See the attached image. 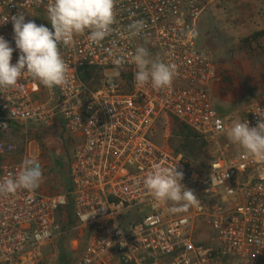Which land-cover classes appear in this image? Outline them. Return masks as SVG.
Masks as SVG:
<instances>
[{
    "label": "built area",
    "instance_id": "obj_1",
    "mask_svg": "<svg viewBox=\"0 0 264 264\" xmlns=\"http://www.w3.org/2000/svg\"><path fill=\"white\" fill-rule=\"evenodd\" d=\"M217 1L116 0V35L100 45L90 44L85 35L75 37L74 47L59 46L69 65L68 89H49L24 76L23 91L0 93V135L5 136L0 181L17 174L26 158L38 161L45 177V164L27 148L20 161L12 160L17 132L27 137L34 125L61 124L78 140L69 167L70 192L49 194L38 187L0 196V264L52 242L58 235L57 213L70 200L78 220L75 244L84 241L77 264H264V164L244 158L227 136L233 121L247 120L250 127L264 122V92L241 117H223L216 110L212 93L222 77L213 55L199 44L197 26ZM48 3L0 0V36L14 49L11 63L20 52L8 18L23 13L26 22L53 30ZM136 20L146 27L133 37L127 28ZM112 40L118 55L143 46L152 58L176 64L171 88H137L135 65L112 63L106 51ZM85 67L102 73L97 89L82 80ZM174 119L216 147L207 172L191 170L170 148ZM156 164L176 165L200 206L178 214L168 211L170 203L157 206L144 184Z\"/></svg>",
    "mask_w": 264,
    "mask_h": 264
},
{
    "label": "clouds",
    "instance_id": "obj_2",
    "mask_svg": "<svg viewBox=\"0 0 264 264\" xmlns=\"http://www.w3.org/2000/svg\"><path fill=\"white\" fill-rule=\"evenodd\" d=\"M14 41L20 55L13 64L14 49L0 36V93L9 90L23 91L19 83L24 76L31 77L42 86L53 89H68L71 84L69 65L61 56L59 46H75V37L85 36L92 45H100L106 38L116 35V0H49L47 19L52 29L34 21H25L23 13L12 16ZM6 19V20H8ZM5 20V21H6ZM146 23L136 20L128 25L130 36L139 35ZM117 68L134 64V83L137 88L151 87L155 90L170 89L178 74L177 65L152 58L146 47L139 46L134 53L117 54L116 40L106 49ZM228 139L236 145L244 158L264 164V122L250 127L248 121H233L227 131ZM184 174L174 167L156 164L144 179L146 189L157 206L171 204L172 214L184 213L200 206V199L183 183ZM43 180V171L35 159L26 158L20 171L0 181V196L18 190H35ZM213 180V178H212ZM214 182V181H213Z\"/></svg>",
    "mask_w": 264,
    "mask_h": 264
},
{
    "label": "rangeland",
    "instance_id": "obj_3",
    "mask_svg": "<svg viewBox=\"0 0 264 264\" xmlns=\"http://www.w3.org/2000/svg\"><path fill=\"white\" fill-rule=\"evenodd\" d=\"M197 33L201 48L213 55L222 77V83L212 93L215 106L230 112L227 117H241L245 108L264 92V0H219L200 18ZM247 39H251L250 46H246ZM12 140L17 146L12 160L20 161L27 148L32 157L39 155L46 164L48 170L43 181L47 179L49 185L45 189L39 187L40 190L49 194L71 191L69 167L78 140H72L57 125L51 128L34 125L29 136L17 133ZM208 144L209 161L205 168L217 157L216 147ZM61 230L60 227L57 237L39 251L10 264H62L63 239H67L63 245L69 264H77L84 241L75 244L63 237Z\"/></svg>",
    "mask_w": 264,
    "mask_h": 264
},
{
    "label": "trees",
    "instance_id": "obj_4",
    "mask_svg": "<svg viewBox=\"0 0 264 264\" xmlns=\"http://www.w3.org/2000/svg\"><path fill=\"white\" fill-rule=\"evenodd\" d=\"M259 37L260 35L254 38L257 39ZM245 42L246 44H248L246 46H250L252 43L251 39H247L245 40ZM81 77L85 84H87L91 89L94 90L100 86V81L102 80L103 75L99 69L93 67H85L81 70ZM124 78L130 84V74L124 75ZM215 108L218 113L223 117H227L230 114V112L225 111L222 108L216 106ZM57 126H60L62 128L61 124H58ZM4 137L5 136L0 135V139ZM208 143L210 142L206 140V138H204L202 135H200L187 125L179 122L177 119H174L172 137L169 143L170 148L176 155L183 156V158L188 162L189 168L191 170L205 173L210 169L211 163H209L208 167L205 168L209 161L208 153L210 149ZM4 159V157H0V165L3 163ZM62 219H65V221H61ZM57 226L58 228H62L61 231L64 235L63 237L69 238L72 241L78 240L79 233L76 230L78 226V220L76 217V211L72 200H70L69 205L61 208L58 211ZM87 234H89V232ZM64 240L67 241V239H63L61 240L60 244V253L62 256L60 262L62 264H69L70 258L64 253Z\"/></svg>",
    "mask_w": 264,
    "mask_h": 264
},
{
    "label": "crops",
    "instance_id": "obj_5",
    "mask_svg": "<svg viewBox=\"0 0 264 264\" xmlns=\"http://www.w3.org/2000/svg\"><path fill=\"white\" fill-rule=\"evenodd\" d=\"M36 157H40L39 155H37ZM48 168L46 167V164H45V172H47ZM47 185H49L47 179L42 181L39 185L40 188H47Z\"/></svg>",
    "mask_w": 264,
    "mask_h": 264
}]
</instances>
